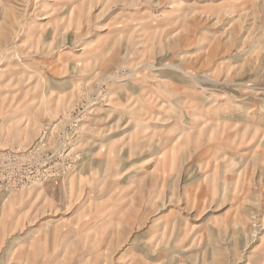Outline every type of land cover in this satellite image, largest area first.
Returning <instances> with one entry per match:
<instances>
[{"label": "rangeland", "instance_id": "obj_1", "mask_svg": "<svg viewBox=\"0 0 264 264\" xmlns=\"http://www.w3.org/2000/svg\"><path fill=\"white\" fill-rule=\"evenodd\" d=\"M0 264H264V0H0Z\"/></svg>", "mask_w": 264, "mask_h": 264}, {"label": "bare ground", "instance_id": "obj_2", "mask_svg": "<svg viewBox=\"0 0 264 264\" xmlns=\"http://www.w3.org/2000/svg\"><path fill=\"white\" fill-rule=\"evenodd\" d=\"M175 67L179 68L178 66H175ZM179 69H180V68H179Z\"/></svg>", "mask_w": 264, "mask_h": 264}]
</instances>
